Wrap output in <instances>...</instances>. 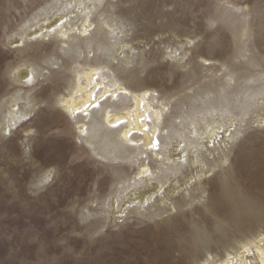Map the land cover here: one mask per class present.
I'll list each match as a JSON object with an SVG mask.
<instances>
[{
    "label": "rangeland",
    "instance_id": "obj_1",
    "mask_svg": "<svg viewBox=\"0 0 264 264\" xmlns=\"http://www.w3.org/2000/svg\"><path fill=\"white\" fill-rule=\"evenodd\" d=\"M87 1L0 0V264H220L250 230L264 231L231 200L264 206V0H99L86 14L75 9ZM55 15L62 37L47 28ZM85 15L91 31L78 41ZM75 62L104 65L108 79L154 95V109L165 107L159 150L175 141L170 131L182 138L189 126L222 123L226 131L205 142L206 159H227L190 183L192 201L180 190L160 216L149 218L154 199L111 214L139 188L140 162L99 161L55 104ZM145 162L152 175L163 170Z\"/></svg>",
    "mask_w": 264,
    "mask_h": 264
},
{
    "label": "bare ground",
    "instance_id": "obj_2",
    "mask_svg": "<svg viewBox=\"0 0 264 264\" xmlns=\"http://www.w3.org/2000/svg\"><path fill=\"white\" fill-rule=\"evenodd\" d=\"M99 3V0H88L84 4L76 5L75 9L86 14L87 10L97 7ZM85 17V24H82L78 31V41L81 36L91 31L87 29L91 23L86 15ZM58 19L60 17L55 15L47 28L57 27L58 35L62 37L65 30L60 31L61 26L58 25ZM36 34L39 33H33L29 36ZM90 38L85 41V48H89L94 40ZM16 39L10 41L15 42ZM106 46L110 47L112 44H104L103 48ZM105 69L108 70L104 65L75 62L74 66L69 69L73 78L70 83L68 82L66 93L60 95L55 104L68 117L76 120L75 129L79 137L99 161L109 164L140 162L133 179H139L141 188L139 186L133 193L130 192L125 198H122L124 200L121 203L123 204L121 208L117 210L116 207H113L111 214L116 216V213L121 211L125 204L133 203L142 207L154 199L153 203L158 204V206L155 209L156 213L150 215L149 218L160 216L166 212L163 206L172 208V203L168 204V202L180 190L185 191L188 201H192L190 183L196 181L199 185L203 176L215 168L221 169L227 159L225 155H222L217 159L208 161L205 147V142L210 144L211 141L219 138L218 135L225 132L226 128H222V123L219 121H208L203 122L202 131L190 126L184 128L187 131V136L182 138H179V135L175 133L176 131H170L166 137H172L175 141L159 150L154 142L157 140V134L162 123V112L165 107L159 104L161 107L154 109L153 94L147 90L139 92L127 90L114 76L112 79H108L104 74ZM28 73V70H21L19 75L26 77ZM262 99L264 101V95ZM14 107L15 103L11 100L10 111L13 115H15ZM13 120L15 118L8 117L2 125V130L5 131L8 125H12ZM227 122L229 127L232 126V119ZM232 131L231 135L237 133L236 129ZM147 157H150L155 164L154 167H163L159 175L151 174L150 168L145 162ZM186 164L191 165V169L189 168L180 181L175 180V173L180 172V169ZM170 180H172V186L167 185L163 189ZM259 197L264 205V192ZM231 200L234 201V205L238 209L250 211L247 223L251 228H264V206L257 207L249 200L236 201L233 197ZM237 243L239 248L232 253L227 252L220 264H264V231L250 230L247 237L242 241H237ZM202 264L217 263L204 260Z\"/></svg>",
    "mask_w": 264,
    "mask_h": 264
},
{
    "label": "snow or ice",
    "instance_id": "obj_3",
    "mask_svg": "<svg viewBox=\"0 0 264 264\" xmlns=\"http://www.w3.org/2000/svg\"><path fill=\"white\" fill-rule=\"evenodd\" d=\"M120 123H123V122H120ZM114 126H117V125H114ZM154 143H155V144H158V143H159V141H155Z\"/></svg>",
    "mask_w": 264,
    "mask_h": 264
}]
</instances>
